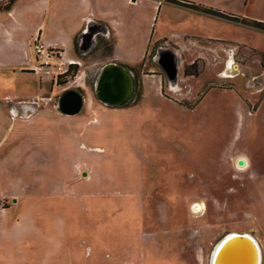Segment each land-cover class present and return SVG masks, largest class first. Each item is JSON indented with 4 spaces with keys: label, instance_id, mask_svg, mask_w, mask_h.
<instances>
[{
    "label": "rangeland",
    "instance_id": "rangeland-1",
    "mask_svg": "<svg viewBox=\"0 0 264 264\" xmlns=\"http://www.w3.org/2000/svg\"><path fill=\"white\" fill-rule=\"evenodd\" d=\"M90 1L117 36L97 22L70 54L47 59L38 32L28 39L75 26L78 0H23L32 9L9 21L20 28L0 53V264H211L231 233L251 235L264 264V30L165 0ZM184 1L264 24V0ZM113 44L133 62L147 48L118 108L95 96ZM69 55L77 73L57 78ZM67 90L83 96L76 115L58 112Z\"/></svg>",
    "mask_w": 264,
    "mask_h": 264
},
{
    "label": "water",
    "instance_id": "water-1",
    "mask_svg": "<svg viewBox=\"0 0 264 264\" xmlns=\"http://www.w3.org/2000/svg\"><path fill=\"white\" fill-rule=\"evenodd\" d=\"M136 86L137 81L127 67L111 62L100 69L95 96L107 107H123L134 98ZM82 106L83 98L68 90L60 98L58 112L72 116L78 114ZM261 260L260 246L251 235L231 233L220 239L214 247L211 264H261Z\"/></svg>",
    "mask_w": 264,
    "mask_h": 264
},
{
    "label": "crops",
    "instance_id": "crops-1",
    "mask_svg": "<svg viewBox=\"0 0 264 264\" xmlns=\"http://www.w3.org/2000/svg\"><path fill=\"white\" fill-rule=\"evenodd\" d=\"M22 1L23 0H17L14 3V5H12L11 9L8 10L9 15L6 17L5 21H2V19H0V53L4 50L5 43L6 44L11 43L10 42V41H12L11 40L12 39L11 33H13L16 29L18 30L20 28V26L18 24V27H15V29H11V27H9V26H14V24L8 25V24H10L9 21L16 20L17 23H19V21H21V18L23 19L25 12H28L32 9L30 6H28V2L21 4ZM78 1H79L80 6L75 13L76 14L75 16L77 19V24L75 26L71 27L69 30H66L62 26L54 24L51 28H52L53 32L55 33L56 38L53 40L48 39L46 37V35L43 34L42 31L38 30L39 29V27H38L35 30L30 31V34L32 36L28 40H34V38L36 37V34L38 32V38L37 39L39 40L40 44L45 49L61 48L65 53L70 54V52L68 50L72 46H74V40L78 35L83 34V35L87 36L88 34H90L91 30L95 29V25L97 22H103V23L109 24L108 22L103 20V17L100 15L99 11H96L95 9L92 8V2L90 0H78ZM125 2H126V4H129L131 2V0H125ZM96 4H97V6L99 5L98 0H96ZM109 26L112 28V30L115 34V37H116L118 32L116 30H114V28L110 24H109ZM21 29L29 31L24 26ZM97 34H99V33L97 32ZM214 40H215V38H212V37H209L206 39V41H208V42H214ZM160 41L167 42L169 47L173 46L178 51L180 49L178 46H176V44H173L165 36L163 38L159 39L158 42H160ZM215 42L216 43H224V44L226 43L224 41H218V40H216ZM18 44H19L20 49L25 50L26 47H28L29 42L26 41L24 38H22V39H20V42ZM116 48H117V44H113L112 53H111V60L109 63H111V62L117 63V64L123 65L125 67H129V68L134 67L136 64H140L142 62V60L145 58L146 52H147V48L144 49L140 60H138L137 62H133V60H129L131 58H128V60L119 59L116 55ZM30 61H31V59L28 58V60L26 61L27 65H28V62L31 65ZM75 62H77V61H75V58L71 57L70 55L67 56L66 63L68 66L72 63H75ZM23 68H24V66H23ZM229 68H231V66H229L228 69ZM29 69H32L33 71H36V72H39L38 69L41 70L40 68H38V65H35V64H32V66H30ZM227 75H226L227 77L232 76V71L230 73H227ZM151 77H152V79L161 80V76H159L157 74H153ZM145 88L146 87L143 88L142 94H144V91L146 90ZM157 90L160 91L161 87L159 86L157 88Z\"/></svg>",
    "mask_w": 264,
    "mask_h": 264
},
{
    "label": "trees",
    "instance_id": "trees-1",
    "mask_svg": "<svg viewBox=\"0 0 264 264\" xmlns=\"http://www.w3.org/2000/svg\"><path fill=\"white\" fill-rule=\"evenodd\" d=\"M167 2H170V3H173L175 5H178V6H184V7H187V8H191L193 10H196L198 12H201V13H205V14H208V15H213V16H216V17H220V18H224L226 20H233V21H238V22H241L243 24H246V25H250V26H254L256 28H259V29H262L264 30V24L263 23H259V22H256V21H248L246 19H240L236 16H228L224 13H221L220 11L218 10H215V9H212V8H207V7H203L201 5H196L194 3H191V2H188V1H184V0H165ZM159 47V46H157ZM144 60L145 58L142 60V62L140 63L139 66H142L144 64ZM263 63V61H262ZM194 67V64L191 65L189 68H193ZM131 72H134L132 68H129L127 67ZM75 73H77V65L76 64H71L69 65L68 67V70L66 72L63 73V75H59L57 78L59 77H66L68 76L69 74H72L74 75ZM185 74L187 75H191V76H197L198 73L196 72H189L188 69H185Z\"/></svg>",
    "mask_w": 264,
    "mask_h": 264
},
{
    "label": "flooded vegetation",
    "instance_id": "flooded-vegetation-1",
    "mask_svg": "<svg viewBox=\"0 0 264 264\" xmlns=\"http://www.w3.org/2000/svg\"><path fill=\"white\" fill-rule=\"evenodd\" d=\"M1 1H4V0H1ZM7 1V0H6ZM17 0H12L11 2H9V6L7 5L8 3H0V19H6V17L9 15V12L8 10L11 9L12 5H14V3L16 2ZM2 5V6H1ZM5 16V17H4ZM232 67V66H231ZM133 73V72H132ZM134 77H135V74L133 73ZM136 79V77H135ZM137 81V80H136ZM68 91V90H67ZM71 91H74L76 94L80 95L82 98L83 96L81 95L80 91L79 90H71ZM66 92V91H65ZM64 92V93H65ZM63 93V94H64ZM22 109V108H21Z\"/></svg>",
    "mask_w": 264,
    "mask_h": 264
},
{
    "label": "built area",
    "instance_id": "built-area-1",
    "mask_svg": "<svg viewBox=\"0 0 264 264\" xmlns=\"http://www.w3.org/2000/svg\"><path fill=\"white\" fill-rule=\"evenodd\" d=\"M34 47H35V50H36L37 53L44 54L45 57L47 59H49L48 53H47V51H49V49H45L42 45H37V44H35ZM46 64H48V63H46Z\"/></svg>",
    "mask_w": 264,
    "mask_h": 264
},
{
    "label": "bare ground",
    "instance_id": "bare-ground-1",
    "mask_svg": "<svg viewBox=\"0 0 264 264\" xmlns=\"http://www.w3.org/2000/svg\"><path fill=\"white\" fill-rule=\"evenodd\" d=\"M232 68H233V67L229 68L228 71H227V73H230L231 71H232V73H233L234 69H232ZM227 73H226V75H227ZM227 76H228V75H227ZM227 76H226V77H227ZM230 77H231V76H230ZM238 168L241 169V166L239 165ZM242 168H243V167H242ZM197 206H198V207H197ZM197 206L195 207V210H194L195 213H197V212H199V211L201 210V206H200V205H197ZM202 208H203V207H202Z\"/></svg>",
    "mask_w": 264,
    "mask_h": 264
}]
</instances>
